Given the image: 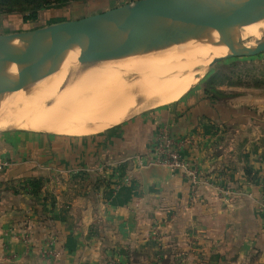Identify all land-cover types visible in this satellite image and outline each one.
<instances>
[{
  "label": "crops",
  "instance_id": "obj_1",
  "mask_svg": "<svg viewBox=\"0 0 264 264\" xmlns=\"http://www.w3.org/2000/svg\"><path fill=\"white\" fill-rule=\"evenodd\" d=\"M171 105L96 135H55L76 144L64 153L19 141L1 150L13 165L0 173V264H127L132 252L193 264L197 247L225 264L264 257L263 192L247 171L264 147L260 114L201 92ZM162 130L190 140L181 154L201 173L196 187L149 162V142ZM117 166H134L133 190L84 189L87 173ZM32 180L44 182L36 196L15 188Z\"/></svg>",
  "mask_w": 264,
  "mask_h": 264
},
{
  "label": "bare ground",
  "instance_id": "obj_2",
  "mask_svg": "<svg viewBox=\"0 0 264 264\" xmlns=\"http://www.w3.org/2000/svg\"><path fill=\"white\" fill-rule=\"evenodd\" d=\"M212 33L225 44L239 37L256 40L264 36V19L230 21ZM218 56L194 40H180L148 54L109 58L85 69L68 63L22 78L0 98V131L96 135L180 100L196 85L199 69ZM43 97L46 104L37 108Z\"/></svg>",
  "mask_w": 264,
  "mask_h": 264
},
{
  "label": "water",
  "instance_id": "obj_3",
  "mask_svg": "<svg viewBox=\"0 0 264 264\" xmlns=\"http://www.w3.org/2000/svg\"><path fill=\"white\" fill-rule=\"evenodd\" d=\"M264 0H137L103 13L34 30L0 35V98L25 77L68 63L82 69L105 59L148 54L180 40L216 50L212 66L264 53V36L230 44L212 30L234 20L261 21Z\"/></svg>",
  "mask_w": 264,
  "mask_h": 264
},
{
  "label": "rangeland",
  "instance_id": "obj_4",
  "mask_svg": "<svg viewBox=\"0 0 264 264\" xmlns=\"http://www.w3.org/2000/svg\"><path fill=\"white\" fill-rule=\"evenodd\" d=\"M15 1L16 0H4V2H2L4 3V5H0V34L5 35L26 32L52 24L77 20L87 16L103 13L107 10L117 8L125 4L133 3L137 0H87L80 2H68L63 5H51L40 10L38 19L32 22L21 21V16L23 15V13L20 11L19 5L23 6L21 3L23 1L21 0L18 4H16ZM251 40L253 39L247 38L243 41L249 42ZM179 50H181V48H179ZM208 64L202 66L199 69L200 73L198 74V81L196 85H194L185 95L201 92L202 95L212 97L213 99L221 102L223 105H227L230 107L237 106L239 108L248 109L250 110L249 112L253 111L259 113L262 122L258 124V126L262 129L261 138L264 139V53L249 58L227 59L212 66L211 68H208ZM46 102L47 99L43 97V100H41L40 104H38V106L36 105L37 108L43 107ZM171 104L142 112L136 116L137 118H147L148 120H151L155 112L164 110L167 108V106H172ZM28 132L29 131L20 132L17 130L0 131V151L15 146V143H17V141L26 146L33 145L39 148L43 147L45 149H48L51 153H64L68 150V148L72 149L76 145L71 144L69 146L68 142H71V140L65 139L63 137H57L55 135L48 134L44 135L45 133L40 134V132H36V134ZM160 133L161 131L157 134L155 139H151L152 143L150 141L149 146L155 143V140L160 135ZM44 139L47 140L46 142H48L50 146L48 144H44ZM252 153V164L247 171L255 181L260 183V188L263 192V198L259 203V212L261 213L262 217H264V147H262L261 150L258 149ZM151 159L153 158L150 157L149 162L151 163V165H153ZM186 161L190 164V166L197 170L193 163H191L187 158ZM12 165L13 163L11 160L5 161L0 158V173ZM123 166L106 168L103 171L98 170L96 172V175L93 174L94 172L87 173V179H85L86 181H84V189L91 190L99 188L106 191V194L108 195H115L125 185L132 188L133 190L135 180L134 177L131 176V174H133V170H135V168L134 166L126 168H124ZM136 167L140 168L139 166ZM172 170L179 171L176 169ZM196 174V184H193L188 176L184 174L182 175L190 181L192 187H196L199 184L201 173L197 170ZM68 175L70 176V178L78 177V171L73 168L72 170H70ZM43 185L44 182L42 181L38 180L37 182L36 180H32L28 182L18 183L17 187L15 188L20 193L26 194L28 196H36ZM153 234L154 236H156L157 232L153 231ZM196 252L195 254H197L198 258H196V261H194L193 264H225L224 260H221L219 258L215 260L214 257L210 258L208 256H204V254L202 253H204L205 250L203 252L202 247H197ZM125 258L127 264H188L186 260H183V262H181L182 260H180L176 263H172L171 261L169 262L166 260L164 261L157 259V257L152 258L148 254L141 255L133 252L130 255H127ZM246 262L248 264H264V257L258 253L253 254L252 256L248 257V260Z\"/></svg>",
  "mask_w": 264,
  "mask_h": 264
},
{
  "label": "built area",
  "instance_id": "obj_5",
  "mask_svg": "<svg viewBox=\"0 0 264 264\" xmlns=\"http://www.w3.org/2000/svg\"><path fill=\"white\" fill-rule=\"evenodd\" d=\"M190 142L187 138L176 140L170 136L167 130L161 131L160 135L152 144V164L160 167L176 169L189 177L193 184L197 183L196 169L187 163L181 154L183 145Z\"/></svg>",
  "mask_w": 264,
  "mask_h": 264
},
{
  "label": "trees",
  "instance_id": "obj_6",
  "mask_svg": "<svg viewBox=\"0 0 264 264\" xmlns=\"http://www.w3.org/2000/svg\"><path fill=\"white\" fill-rule=\"evenodd\" d=\"M21 0H16L15 3H20ZM22 5L20 6V11L23 13L21 16L22 22H32L36 21L39 16V11L47 8L51 5H63L68 2H80V1H87V0H22ZM4 0H0V5H4ZM6 2V1H5ZM1 7V6H0Z\"/></svg>",
  "mask_w": 264,
  "mask_h": 264
}]
</instances>
